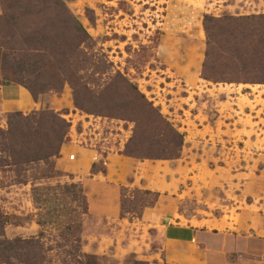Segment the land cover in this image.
I'll list each match as a JSON object with an SVG mask.
<instances>
[{
	"label": "rangeland",
	"instance_id": "rangeland-1",
	"mask_svg": "<svg viewBox=\"0 0 264 264\" xmlns=\"http://www.w3.org/2000/svg\"><path fill=\"white\" fill-rule=\"evenodd\" d=\"M30 1L0 0V82H26L42 104L17 111L25 119L11 112L0 122L3 132L12 122L20 142L9 157L0 134V232L15 239L43 231L42 241L53 245L57 233L38 218L73 201L59 185L77 184L87 212L74 201L69 208L82 220V250L97 264H206L202 247L166 241V229L193 221L226 241L222 264H264V220L242 215L257 214L264 193V84L212 85L201 76L204 16L264 14V0H61L90 36L77 49L53 10ZM61 53H72L70 71L95 90L117 72L134 83L184 135L180 157L123 155L134 123L77 108L55 65ZM37 122L42 130L58 122L67 140L57 156L18 163L26 138L15 128L36 129ZM81 150L90 152L85 163ZM46 187L47 205H36V190Z\"/></svg>",
	"mask_w": 264,
	"mask_h": 264
},
{
	"label": "trees",
	"instance_id": "trees-1",
	"mask_svg": "<svg viewBox=\"0 0 264 264\" xmlns=\"http://www.w3.org/2000/svg\"><path fill=\"white\" fill-rule=\"evenodd\" d=\"M26 1L31 7V1ZM41 5L42 9H52L51 14L64 26L67 34L72 35V48L77 49L90 39L85 28L69 13L61 0H42ZM203 27L207 38L201 72L203 79L213 83L264 84V14L237 17L205 15ZM64 53L54 61L61 71L62 81L72 89L75 106L88 113L134 123L132 135L122 151L123 155L150 160H172L180 157L184 135L134 83L117 72L103 88L95 90L85 82L84 77L70 71L76 59L72 58V53L66 57ZM19 84L36 100L34 89L26 82L19 81ZM44 90L42 86L40 91ZM11 116L26 118L19 112ZM42 116L44 115H40L41 120L44 118ZM58 122H52L53 125L47 130L44 129L45 131L41 129L42 122H37L39 125L36 129L22 131L15 128L26 138L19 151L21 161L17 162L29 163L57 156L67 140V131L63 132ZM61 123L68 126L63 120ZM9 125V130L0 131V134L5 139L6 153L12 157L20 142L14 134L12 122ZM99 171L105 173V170ZM95 172L93 165L92 174ZM58 189L72 195L77 208L83 213L87 212L85 196L77 184L59 185ZM36 191L39 196L34 197L35 204L45 201L44 204L47 205L45 198L49 199L50 187L44 188V193H40V188ZM73 201L60 209H53L51 205L48 216L38 218L37 224L41 228L51 227L57 233L53 245H46L42 241L43 231L40 237L15 239H8L0 232V264H97L95 255L82 250V220L80 216L71 215L69 206ZM125 207L123 201L122 212H126ZM2 218L0 214V228L4 224Z\"/></svg>",
	"mask_w": 264,
	"mask_h": 264
},
{
	"label": "crops",
	"instance_id": "crops-1",
	"mask_svg": "<svg viewBox=\"0 0 264 264\" xmlns=\"http://www.w3.org/2000/svg\"><path fill=\"white\" fill-rule=\"evenodd\" d=\"M203 81L212 85H232L227 83H211L206 80ZM41 105L42 104L35 101L23 87L16 84L4 85L0 82V122L4 121V116L8 113L17 111L27 113L32 110H37ZM79 153L82 157L81 162L85 163L87 158L90 157V152H88V150H81ZM247 188L248 190L251 189L250 186ZM260 190L264 191V186L262 184L260 185ZM260 199L261 208L257 214L252 213V210H245L242 214L250 223L256 222L257 219L264 220V193L261 194ZM200 227L201 224L194 221L186 224H177L176 227H169V230L166 229L165 231L167 235L166 241L184 244L185 247L196 248V250L202 247L200 253L204 255L206 264H222L224 258L222 257L221 250L223 251L222 248L226 249V241H218L216 237L209 236L207 232L201 230ZM261 236L264 237L262 234ZM201 243H203L202 246Z\"/></svg>",
	"mask_w": 264,
	"mask_h": 264
}]
</instances>
